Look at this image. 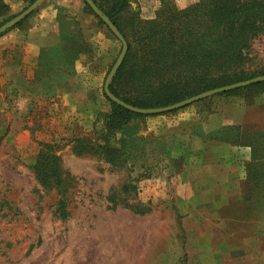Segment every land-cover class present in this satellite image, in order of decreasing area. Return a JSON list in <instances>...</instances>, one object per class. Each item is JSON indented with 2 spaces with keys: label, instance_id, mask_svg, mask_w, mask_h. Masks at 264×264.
Returning <instances> with one entry per match:
<instances>
[{
  "label": "rangeland",
  "instance_id": "rangeland-1",
  "mask_svg": "<svg viewBox=\"0 0 264 264\" xmlns=\"http://www.w3.org/2000/svg\"><path fill=\"white\" fill-rule=\"evenodd\" d=\"M131 3L118 18L129 52L121 94H154L168 78L183 89L204 75L214 83L264 73V0ZM30 5L4 13L7 21ZM116 40L110 66L91 75L99 94L88 108L98 112L93 120L41 100L18 115L0 73V264H178L181 215L171 178L185 146L160 132L190 105L135 118L125 136L108 137L104 86L122 50Z\"/></svg>",
  "mask_w": 264,
  "mask_h": 264
},
{
  "label": "crops",
  "instance_id": "crops-1",
  "mask_svg": "<svg viewBox=\"0 0 264 264\" xmlns=\"http://www.w3.org/2000/svg\"><path fill=\"white\" fill-rule=\"evenodd\" d=\"M25 3L6 0L7 14ZM117 42L84 0H45L0 37V73L16 93L18 115L41 100L96 118L88 109L99 97L91 75L110 66ZM165 121L158 132L185 146L182 170L171 178L181 215L178 264H264V91L215 95Z\"/></svg>",
  "mask_w": 264,
  "mask_h": 264
},
{
  "label": "trees",
  "instance_id": "trees-1",
  "mask_svg": "<svg viewBox=\"0 0 264 264\" xmlns=\"http://www.w3.org/2000/svg\"><path fill=\"white\" fill-rule=\"evenodd\" d=\"M26 1H28L29 4H32L35 0H26ZM93 1L103 11V13H105L110 18V20L114 23V25L122 33L123 37L126 38V35L124 31L122 30V26L120 25L118 18H120V16L123 15V13H125L128 9H130V3L134 0H93ZM85 5L88 11L96 15L86 3ZM8 10L9 8L7 5L5 4L1 5L0 15H4V13L8 12ZM98 19L102 25L107 27L105 23L99 17ZM5 22H7V19H4V21L0 23V26H2ZM21 23H19L17 26H19ZM107 29L110 30L108 27ZM141 43H143V40H141ZM147 46H148L147 44L143 45V47H147ZM128 55H129V52L127 53L123 63L126 62ZM120 70L121 68L118 70L117 74L115 75V77L112 79L110 83V91L117 98H119L126 104L131 105L136 108H140V109H157V108L171 106L178 102H181L183 100L197 96L199 94H202L204 92H207L213 89L233 85V84L238 83V81L242 82V81L250 80V78L249 79L240 78L236 81H221V82L213 83L210 79L205 78L207 75H204L203 79L201 80L195 77L194 81H189L188 86L183 89H173L172 84H171L172 80L168 78L166 79L165 82H163L160 85V88L154 94L145 95V94L139 93L140 95H131L129 93H126V91H124V93L121 94L120 91L117 90L116 85L119 82L121 78V74H122V73H119ZM262 76H264V73L262 74ZM261 91H264V82H259V83H255V84H252L244 88H239L236 90H231L228 92L220 93V94H217L216 96H227V97L228 96H240L242 94L247 95L249 93L261 92ZM105 97L111 103V111L105 117V120H106L105 132L108 137L109 136L114 137L116 136L117 133H120L122 134V136L123 135L125 136L126 126L130 124L132 120H134L135 118L156 115V114L142 115V114L134 113L122 107L121 105L114 103L106 95ZM108 151L118 153L116 152L118 151V149L116 150V149L111 148Z\"/></svg>",
  "mask_w": 264,
  "mask_h": 264
},
{
  "label": "water",
  "instance_id": "water-1",
  "mask_svg": "<svg viewBox=\"0 0 264 264\" xmlns=\"http://www.w3.org/2000/svg\"><path fill=\"white\" fill-rule=\"evenodd\" d=\"M45 0H35L28 8H26L22 13L19 15L15 16L13 19L7 21L4 23L2 26H0V35L4 34L8 30L12 29L13 27L17 26L19 23H21L23 20H25L28 16H30L32 13H34L39 6L44 2ZM92 9V11L105 23V25L110 29V31L117 37V39L121 42L122 44V50L121 53L116 60L115 64L113 65L110 73L108 74L104 86V91L106 96L113 101L116 104L121 105L122 107L137 113V114H142V115H150V114H163V113H168L172 111H176L179 109H182L184 107H187L189 105H192L196 102H199L201 100H204L206 98H210L212 96H215L220 93L228 92L231 90H236L239 88H244L247 86H250L255 83L259 82H264V76H259L255 77L253 79L243 81V82H238L233 85L213 89L207 92H204L202 94H199L197 96L191 97L189 99H186L182 102H179L177 104L163 107V108H157V109H140L133 107L131 105L126 104L119 98H117L111 91H110V83L117 73L118 69L122 65L125 56L128 52V44L125 38L123 37L122 33L119 31V29L114 25V23L110 20V18L103 13V11L95 4L93 0H84Z\"/></svg>",
  "mask_w": 264,
  "mask_h": 264
}]
</instances>
